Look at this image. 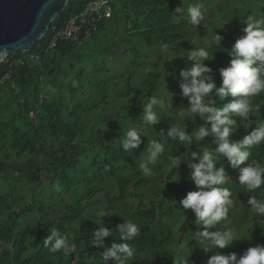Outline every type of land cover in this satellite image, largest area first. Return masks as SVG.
I'll return each mask as SVG.
<instances>
[{
    "label": "trees",
    "instance_id": "16d2710c",
    "mask_svg": "<svg viewBox=\"0 0 264 264\" xmlns=\"http://www.w3.org/2000/svg\"><path fill=\"white\" fill-rule=\"evenodd\" d=\"M92 1L72 0L38 49L0 63V264H103L104 249L91 245L101 223L113 230L112 236L105 238L108 246L115 240L135 248L134 257L126 264H182L186 257L188 264H207L216 252H235L239 258L248 249L240 240L225 249L205 252L201 247L205 242L201 245L195 234L202 230L194 222L195 214L179 206L196 187L188 178L190 170L174 168L170 157L216 146L208 145L210 137L181 143L169 138L166 131L170 125H187L191 135L203 123L184 112L188 100L180 95L179 73L193 63L186 53L198 40L210 38V45L199 47L213 52L215 59L205 63L213 69L219 87L218 70L231 60L225 50H231V40L245 33L233 36L221 23L207 27L201 21L194 26L186 16L175 13L178 6L197 1L206 5L208 0H184V4L182 0H116L112 16L91 37L85 36L88 24L79 42L59 39L50 49L57 31ZM214 14L225 18L221 7ZM201 25L205 27L195 29ZM216 31L224 37L221 46L225 44V50H217L213 44ZM182 52L184 56L176 55ZM19 60L24 63L14 65ZM164 92L169 98L163 99ZM151 96L164 103L154 109L159 123L145 125L140 117L143 103ZM214 98L218 107L233 99ZM251 101L260 105V110L251 114L255 128L256 121H264V92ZM130 127H142L137 131L143 142L126 152L119 138ZM252 128L241 126L232 139L243 138ZM153 133L157 138H152ZM153 139L164 145V151L149 165L157 185L150 189L143 187L151 179L139 164L146 160L147 142ZM249 151V162L254 159L264 164V142ZM214 158L218 167L225 164L227 177L220 187L228 188L231 197L240 193L242 213L248 215L247 200L252 195L264 199V185L248 191L238 184V169L219 156ZM166 181L175 195L164 192L160 182ZM232 213L221 221V228L216 225L212 230H226L228 222L235 223ZM124 220L139 227L132 241L120 240L114 230ZM251 220L256 229L247 227L244 236L255 245H264V216L254 213ZM52 229L68 236V254L51 253L44 246ZM236 234L240 236L242 231Z\"/></svg>",
    "mask_w": 264,
    "mask_h": 264
},
{
    "label": "clouds",
    "instance_id": "9594fccd",
    "mask_svg": "<svg viewBox=\"0 0 264 264\" xmlns=\"http://www.w3.org/2000/svg\"><path fill=\"white\" fill-rule=\"evenodd\" d=\"M182 2L184 4V0ZM175 13L186 16L187 21L194 26L200 25L204 19L201 4H190L183 8L178 6ZM241 22L246 25L243 28L245 35L236 40L231 50L221 47L224 40L222 35L217 31L213 35L215 48L228 51L231 57L228 66L218 70L222 81L219 87L211 74L213 69L205 63L215 59L213 52L210 53L204 47H195L186 53L187 60L193 63L190 68L181 69L179 73L180 95L188 100V107L184 112L188 116L198 117L203 123L191 135L188 133L187 125H170L166 131L169 138L178 139L181 143H191L193 138L196 141H203L206 137H210L211 141L208 145L216 146L214 149L211 147V150L205 147L202 152L192 150L183 156L170 157L174 168L179 169L181 164L186 165L190 170L188 178L196 187V190L186 194L179 202V206L185 212L191 210L195 214L194 222L202 229L195 232L196 237L199 238L201 245L204 242L206 245L201 247L205 252L211 249L213 251L214 248L225 249L233 241L239 240L248 247L239 258L235 252L227 254L216 252L209 257L207 264H264V245L250 242L247 235L244 236L246 232L242 231V235L237 236L238 229L229 225L226 230H212L216 225L221 228V221L226 220L228 213L231 215L229 207L233 203L232 199L235 198L231 197L232 193L228 188L220 187L225 183L227 176L225 164L218 167L215 156L221 157L232 168L239 170L238 184L241 187L255 192L264 185V164L254 159L249 162L251 156L249 149L264 142V121H256V127L252 128L251 119V114L260 110V105H254L251 98L264 92V16L247 15L241 18ZM167 47V45L163 46L164 49ZM176 55L184 56L185 53ZM229 96L233 99L222 107L217 106L214 97H219L223 101ZM163 103L164 101L156 96L149 97L147 102L143 103V113L140 118L145 125L159 123L154 109L162 106ZM234 117H238L239 121ZM241 126L252 130L243 138L232 139ZM119 141L126 152L137 149L143 142L140 132L134 127L124 129ZM163 151L164 145L157 140L147 142V158L139 164L144 175H153L149 165L155 164ZM241 165L245 166L241 167ZM243 193H246L245 197L248 194L246 191ZM247 204L251 212L264 216V199L252 195L247 200ZM232 216L235 221L236 217L233 213ZM249 223L255 226L253 220ZM114 230L119 233L120 240L126 241H132L139 233L138 225L131 220L117 224ZM112 234L113 230L110 231L101 223L99 229L93 233L91 245L104 249L103 264H109V261L113 264H126L134 257L135 248L129 243H118L115 240L111 246H108L105 238ZM43 244L51 253L68 254L71 251L68 236L56 229L51 230V234L43 240ZM182 264H188L187 257L183 259Z\"/></svg>",
    "mask_w": 264,
    "mask_h": 264
},
{
    "label": "water",
    "instance_id": "95a60500",
    "mask_svg": "<svg viewBox=\"0 0 264 264\" xmlns=\"http://www.w3.org/2000/svg\"><path fill=\"white\" fill-rule=\"evenodd\" d=\"M72 0H0V60L33 53Z\"/></svg>",
    "mask_w": 264,
    "mask_h": 264
},
{
    "label": "rangeland",
    "instance_id": "374dc122",
    "mask_svg": "<svg viewBox=\"0 0 264 264\" xmlns=\"http://www.w3.org/2000/svg\"><path fill=\"white\" fill-rule=\"evenodd\" d=\"M190 4H194V3H189L188 5ZM195 4L202 5V3H199V1H197ZM218 7L219 8L221 7L223 15L225 16L224 19L217 18L216 14H214V12H216V8ZM202 11L204 15V19L202 20V22L204 24H207V27H210V25L215 27L217 23H221L223 27V25L225 24L224 27H229V29L232 31L233 36H241V34L244 33L243 28L246 27V25L241 22V18L247 15L264 16V0H213V1L208 0L206 5H202ZM204 27H205L204 25H201V27H196L195 29L204 28ZM235 42L236 40H231V43H235ZM202 43L203 44L206 43L207 45H210L211 40L209 37L203 40H198L197 44L193 48L199 47ZM223 46H225V44ZM232 46L233 44H229V49L230 47L232 48ZM174 47L180 49L181 45H175ZM188 48H191V46ZM164 81L165 78H163L161 82ZM167 98H169V94L167 92H164L163 99H167ZM137 130H142V127L138 128ZM152 138H157V134L153 133ZM181 167H186V165L181 164ZM165 175H168V173L165 172ZM146 178L150 180L152 178V175L151 176L146 175ZM154 180L155 178L151 179L149 181V184L143 187L150 189L156 188L157 185L155 184ZM160 183L163 185L164 192L166 194L175 195V192H172L171 188L169 187L171 183H168L167 181L166 183L163 182ZM139 193H141V191L137 192V194ZM243 194L246 195V193ZM240 197L241 195L240 193H238V195L234 198V200L232 199L233 203L230 206L231 211L235 213V217H236V220L234 221L235 223L234 225H232V223L230 222H228L227 224H229V226L235 229L246 232L248 230L247 228L248 223L251 221V216L254 213L250 211L248 215H243L242 213L243 206L241 205ZM249 225L250 228L255 229L253 223H249ZM210 251H212V249L209 250V252Z\"/></svg>",
    "mask_w": 264,
    "mask_h": 264
},
{
    "label": "built area",
    "instance_id": "2783aa9c",
    "mask_svg": "<svg viewBox=\"0 0 264 264\" xmlns=\"http://www.w3.org/2000/svg\"><path fill=\"white\" fill-rule=\"evenodd\" d=\"M116 0H94L88 4L86 9L79 15L75 16L70 20V22L60 31H57L54 36L50 49L56 47L59 39H62L67 42L76 43L81 39L82 32L84 27L89 24V27L85 30V36L91 37L95 32L98 31L99 25L107 18H110L113 13L112 5ZM2 62H10L9 60ZM24 62L19 60L14 62V65H22ZM8 76L3 78V83Z\"/></svg>",
    "mask_w": 264,
    "mask_h": 264
}]
</instances>
